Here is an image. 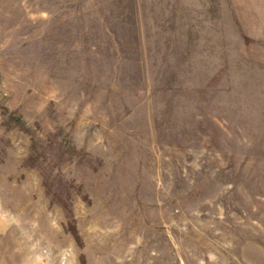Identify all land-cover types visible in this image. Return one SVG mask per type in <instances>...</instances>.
I'll return each instance as SVG.
<instances>
[{"label": "rangeland", "instance_id": "obj_1", "mask_svg": "<svg viewBox=\"0 0 264 264\" xmlns=\"http://www.w3.org/2000/svg\"><path fill=\"white\" fill-rule=\"evenodd\" d=\"M0 264H264V0H0Z\"/></svg>", "mask_w": 264, "mask_h": 264}]
</instances>
